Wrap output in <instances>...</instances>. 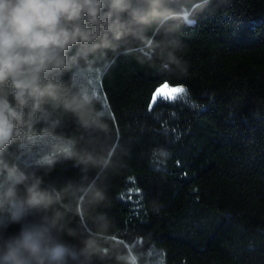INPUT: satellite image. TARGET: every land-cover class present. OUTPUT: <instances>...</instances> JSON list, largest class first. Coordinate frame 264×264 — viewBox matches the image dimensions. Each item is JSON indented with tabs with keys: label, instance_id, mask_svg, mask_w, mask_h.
<instances>
[{
	"label": "trees",
	"instance_id": "trees-1",
	"mask_svg": "<svg viewBox=\"0 0 264 264\" xmlns=\"http://www.w3.org/2000/svg\"><path fill=\"white\" fill-rule=\"evenodd\" d=\"M195 21L176 33L184 73L136 55L94 70L92 98L125 146L118 161L107 141L98 156L112 238L129 264H264V0H211ZM164 83L199 109L153 102ZM78 175L67 160L50 178Z\"/></svg>",
	"mask_w": 264,
	"mask_h": 264
},
{
	"label": "clouds",
	"instance_id": "clouds-1",
	"mask_svg": "<svg viewBox=\"0 0 264 264\" xmlns=\"http://www.w3.org/2000/svg\"><path fill=\"white\" fill-rule=\"evenodd\" d=\"M193 2L0 0V264H129L98 158L106 141L116 161L125 146L87 76L121 55L186 72L176 33L211 0ZM67 160L78 177L51 179Z\"/></svg>",
	"mask_w": 264,
	"mask_h": 264
},
{
	"label": "snow or ice",
	"instance_id": "snow-or-ice-1",
	"mask_svg": "<svg viewBox=\"0 0 264 264\" xmlns=\"http://www.w3.org/2000/svg\"><path fill=\"white\" fill-rule=\"evenodd\" d=\"M187 14V13H186ZM166 67V65H165ZM167 90V91H165ZM157 97H161L160 103L163 104L165 102L169 101H175L179 102L180 104H183L193 110H198L199 106L195 105L192 98L188 95V89H186L183 86H175L169 88V85L167 83H164L161 88L156 89L155 95L152 97L153 102L156 101ZM153 105H150V108ZM138 189L135 190L136 193H138ZM134 194L133 189L127 190V195L129 197V200H131L132 196Z\"/></svg>",
	"mask_w": 264,
	"mask_h": 264
},
{
	"label": "rangeland",
	"instance_id": "rangeland-1",
	"mask_svg": "<svg viewBox=\"0 0 264 264\" xmlns=\"http://www.w3.org/2000/svg\"><path fill=\"white\" fill-rule=\"evenodd\" d=\"M87 81H88V90H90L91 95L94 97H101V95H103V94L101 93L99 72L90 71L88 76H87ZM169 88H171V87L169 86ZM165 91H167V90H165Z\"/></svg>",
	"mask_w": 264,
	"mask_h": 264
}]
</instances>
